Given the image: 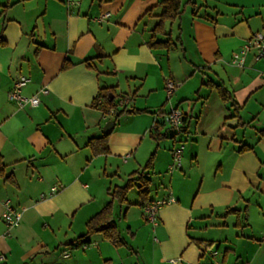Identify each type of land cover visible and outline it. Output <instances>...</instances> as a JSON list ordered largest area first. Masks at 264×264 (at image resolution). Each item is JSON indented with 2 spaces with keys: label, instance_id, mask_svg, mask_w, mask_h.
<instances>
[{
  "label": "crops",
  "instance_id": "1",
  "mask_svg": "<svg viewBox=\"0 0 264 264\" xmlns=\"http://www.w3.org/2000/svg\"><path fill=\"white\" fill-rule=\"evenodd\" d=\"M160 1L0 0V264H264V58L233 61L264 32V0H182L171 48L150 44ZM21 75L23 95L47 88L38 105L10 98ZM102 87L129 99L118 116L95 105ZM173 108L187 116L179 135ZM151 157L149 199H176L156 224L132 187L128 202L112 194ZM7 201L18 226L3 220ZM109 204L121 243L97 231L79 245Z\"/></svg>",
  "mask_w": 264,
  "mask_h": 264
},
{
  "label": "trees",
  "instance_id": "2",
  "mask_svg": "<svg viewBox=\"0 0 264 264\" xmlns=\"http://www.w3.org/2000/svg\"><path fill=\"white\" fill-rule=\"evenodd\" d=\"M191 1V0H189ZM161 11L157 15L158 20L154 27L152 28V36L150 40L151 46L154 47H166L171 48L175 45L171 35L165 30V24L167 21H175L176 19L180 18L183 12V1L182 0H161ZM148 14H151L148 12ZM196 14V12H195ZM168 35L167 39L160 40L158 39L159 35ZM6 43L5 38L0 35V45H4ZM89 60H87V64L89 67H91V64L88 63ZM207 84H213L206 82ZM217 88L219 89V92L225 99H231V95L222 84H217ZM100 94L97 100L95 101V105L99 107L105 115H110L111 111L114 110V117L118 116L123 111H118L117 103L115 101V96H113V92L110 90L109 87H102L100 89ZM112 93V94H111ZM101 100L100 103H98V100ZM145 109H129L128 112H135V111H142ZM126 111V110H125ZM187 122V116L184 114L183 116V130L184 132L187 130L186 123ZM156 130L154 133V137L157 139H162L163 137L167 136L166 134L159 132V122H156ZM108 134H105L103 137H98L97 139H106ZM152 157L149 159V161L144 165V167L141 170H137L133 173H131V177L127 180L126 184L123 186H116L112 192L113 197L117 198L121 202H128L127 201V192L128 190L133 187L136 184V181H140V184L138 185L139 191L141 196L143 197V201L141 203L146 204L149 202H152L151 199H149V190H150V178L148 177V170L152 166ZM1 163V162H0ZM137 174V177H134ZM88 232L81 236L79 240L81 242H87L85 236L87 234H91L93 232L100 231L102 232L107 238H110L113 242L116 244L121 243V240L119 239L117 230H116V224L115 221L111 217V204H109L103 211L99 212L95 216H93L87 223Z\"/></svg>",
  "mask_w": 264,
  "mask_h": 264
},
{
  "label": "built area",
  "instance_id": "3",
  "mask_svg": "<svg viewBox=\"0 0 264 264\" xmlns=\"http://www.w3.org/2000/svg\"><path fill=\"white\" fill-rule=\"evenodd\" d=\"M256 48V58H264V32L257 31L253 33L247 41L243 44L241 50L239 52H235L233 54V61L236 63L242 64L245 60L246 55L252 50ZM30 77L27 75H21L14 83L13 88L11 89L9 96L11 99L16 100L20 106H24L27 104L30 105H38L40 102V93H46L48 90L47 88H42L40 93H36L32 96H25L22 94V89L30 82ZM177 84L172 80H168L167 82V91L168 96H171L173 91L175 90ZM129 99L122 97L118 100L117 108L120 105L127 104ZM101 100L98 101L100 103ZM114 114V110L111 111V115ZM183 116L184 112L180 108H173L170 112L165 115V120L168 122L170 127L175 131V135H179L184 133L183 130ZM156 128V123L153 125V128ZM184 149V144L180 143L173 147L172 149V157H173V164L170 166L171 169L176 168L177 166L181 165L182 159V152ZM58 189L57 186H53L51 188L52 191H56ZM176 199L173 195L163 197L157 200H153L152 202L146 203L144 207L145 217L148 221L153 224L157 222V215L159 209L168 203L175 202ZM3 220L6 225L11 228L18 226L21 221V214L17 212L13 205L10 204L9 201L6 202L5 210L2 214ZM79 245L87 246V242H80ZM217 253V251H215ZM64 256L69 255V251H64ZM3 255L0 256V260L3 259ZM174 263H177L178 260L174 259Z\"/></svg>",
  "mask_w": 264,
  "mask_h": 264
},
{
  "label": "water",
  "instance_id": "4",
  "mask_svg": "<svg viewBox=\"0 0 264 264\" xmlns=\"http://www.w3.org/2000/svg\"><path fill=\"white\" fill-rule=\"evenodd\" d=\"M114 125L115 123L113 120H108L104 126V131L109 132L114 127Z\"/></svg>",
  "mask_w": 264,
  "mask_h": 264
},
{
  "label": "rangeland",
  "instance_id": "5",
  "mask_svg": "<svg viewBox=\"0 0 264 264\" xmlns=\"http://www.w3.org/2000/svg\"><path fill=\"white\" fill-rule=\"evenodd\" d=\"M188 5H189V4H187V5L185 4V6H188ZM185 6H184V7H185ZM184 7H183V8H184ZM130 190H131V191H130L131 193H132V191H134L135 193H137V195H138L139 197H141V194H140V191H139L138 187L134 186V187H132ZM130 192H129V193H130ZM149 194H150V193H149ZM148 197H149V196H148ZM138 209H140V208H138Z\"/></svg>",
  "mask_w": 264,
  "mask_h": 264
}]
</instances>
